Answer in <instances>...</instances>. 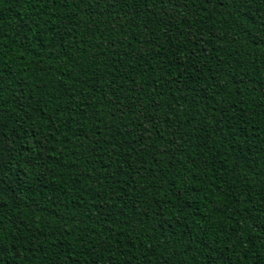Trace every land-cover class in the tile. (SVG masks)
<instances>
[{"label": "trees", "instance_id": "16d2710c", "mask_svg": "<svg viewBox=\"0 0 264 264\" xmlns=\"http://www.w3.org/2000/svg\"><path fill=\"white\" fill-rule=\"evenodd\" d=\"M0 264H264V0H0Z\"/></svg>", "mask_w": 264, "mask_h": 264}]
</instances>
